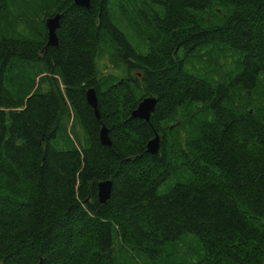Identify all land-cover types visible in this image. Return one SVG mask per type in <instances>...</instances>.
<instances>
[{
  "label": "trees",
  "instance_id": "obj_1",
  "mask_svg": "<svg viewBox=\"0 0 264 264\" xmlns=\"http://www.w3.org/2000/svg\"><path fill=\"white\" fill-rule=\"evenodd\" d=\"M0 264H264V0H0Z\"/></svg>",
  "mask_w": 264,
  "mask_h": 264
},
{
  "label": "water",
  "instance_id": "obj_2",
  "mask_svg": "<svg viewBox=\"0 0 264 264\" xmlns=\"http://www.w3.org/2000/svg\"><path fill=\"white\" fill-rule=\"evenodd\" d=\"M75 4L80 7H89L91 4V0H75ZM60 19H61L60 13H57L54 16H50L46 19L49 45L52 46L57 45L58 39H57L56 31L60 26ZM86 97L88 103L94 108L96 116L100 119L101 115L98 109V98L95 88L93 87L89 88L86 92ZM156 103H157V98L154 96H148L143 98L142 101L139 103L138 107L133 111L132 116L142 118L147 121L150 120V116L152 115V112L155 110ZM100 138L102 143L105 145H110L112 142L109 137V130L105 125L102 126L100 132ZM160 142H161V135L159 133H156L155 136L147 143V152L153 155L159 153ZM98 188H99L98 196L100 201L106 202L111 195L112 180L108 179L100 182L98 184Z\"/></svg>",
  "mask_w": 264,
  "mask_h": 264
},
{
  "label": "rangeland",
  "instance_id": "obj_3",
  "mask_svg": "<svg viewBox=\"0 0 264 264\" xmlns=\"http://www.w3.org/2000/svg\"><path fill=\"white\" fill-rule=\"evenodd\" d=\"M212 11L211 10H207L204 14L205 18H204V22L206 24L212 23L213 19H212ZM121 27L124 29V27L121 25ZM134 43H136L138 46L139 44H142L141 39L138 37V39H134ZM139 43V44H138ZM139 51H144L141 48H139ZM103 54V52H102ZM109 55L104 56L102 58H100L98 66L105 70L107 67V64L110 63L109 62ZM112 67H110L108 70H110ZM64 133H66V135H64L65 137L69 134V132L63 131L61 133V135H63ZM58 139H61L58 137ZM57 139V140H58ZM56 140V141H57ZM197 237H195L192 233L186 234L183 239L179 242V245L176 246H170L168 253H165V257L169 258L171 262L176 263V262H182V261H196L197 258H199V249L200 246L197 242ZM192 249V251L190 250ZM191 251V252H190ZM190 252V253H188ZM141 256V255H140ZM132 262H141L142 261V256L141 258H139L138 255H135L134 258L130 255V260Z\"/></svg>",
  "mask_w": 264,
  "mask_h": 264
},
{
  "label": "bare ground",
  "instance_id": "obj_4",
  "mask_svg": "<svg viewBox=\"0 0 264 264\" xmlns=\"http://www.w3.org/2000/svg\"><path fill=\"white\" fill-rule=\"evenodd\" d=\"M48 18V17H47ZM48 29V28H47ZM57 34V33H56ZM49 39V38H48ZM112 141V140H111Z\"/></svg>",
  "mask_w": 264,
  "mask_h": 264
}]
</instances>
